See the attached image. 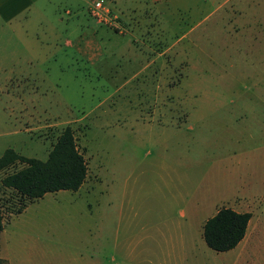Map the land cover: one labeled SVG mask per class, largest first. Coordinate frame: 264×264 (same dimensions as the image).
<instances>
[{"label": "rangeland", "instance_id": "1", "mask_svg": "<svg viewBox=\"0 0 264 264\" xmlns=\"http://www.w3.org/2000/svg\"><path fill=\"white\" fill-rule=\"evenodd\" d=\"M97 1L0 0V156L46 160L70 125L88 167L81 189L14 218L13 251L24 264H264V0ZM23 166L0 172L6 222L20 202L1 178ZM223 206L252 213L254 238L229 253L199 225ZM177 220L193 222L188 242L171 239Z\"/></svg>", "mask_w": 264, "mask_h": 264}, {"label": "trees", "instance_id": "2", "mask_svg": "<svg viewBox=\"0 0 264 264\" xmlns=\"http://www.w3.org/2000/svg\"><path fill=\"white\" fill-rule=\"evenodd\" d=\"M18 162L25 163V166L1 178L2 186L19 196L20 204L11 212L14 215L46 193L78 190L88 176L87 162L70 125L62 129L46 160L28 158L13 149H6L0 156V172L7 171ZM251 218V212L223 206L204 223V239L216 251L230 250L245 237ZM4 222L5 217L0 209V231L4 228Z\"/></svg>", "mask_w": 264, "mask_h": 264}, {"label": "crops", "instance_id": "3", "mask_svg": "<svg viewBox=\"0 0 264 264\" xmlns=\"http://www.w3.org/2000/svg\"><path fill=\"white\" fill-rule=\"evenodd\" d=\"M34 2H35V0H31L32 5L34 4ZM6 3L17 4V0H6ZM1 16H2V18H3V16L4 17H7V14L5 12H2ZM16 16H17V12H15L13 10L11 12V16H9L8 18H14ZM6 21H7V19H6ZM68 44H73V42L66 40L65 45H68ZM74 45L78 48V50L80 52H82V49L80 47L81 41L80 42L77 41ZM85 183L86 182H84L83 185L79 189H81L84 186ZM196 207L198 208V204L195 203L194 201H192L191 202V209L192 210H196ZM247 212H249V211H247ZM181 215H183V216H181ZM16 216H18V214H16L14 217H12L10 220H8V222L5 221L4 222V228L0 231V246H1V248H0V259L6 260L8 262V264H24V261L21 262L22 261V257L20 255L15 254V251H13L12 233L15 234V232H9L8 231L9 226L13 224L14 218ZM180 217H185V213L180 214ZM251 221H252V219H250V222H249L248 229H247V232H246L245 237L242 239V241H240V243L236 247H234V248H232L230 250H227V251H217V252H222V253L233 252V251L237 250V248H239V246H241L242 244H247L248 241H250L251 239H253L254 238L253 232L249 233L250 226H251V223H252ZM204 223L203 222H200V224H199L200 225V228H202V224H203V230H204ZM174 226L176 227L177 231L178 230L181 231L180 232L181 234L180 233L175 234V235L172 236L171 239L180 240L183 243L188 242L189 239H191L192 236L189 238L188 230H189V226L190 227H193V222L192 221L189 224V221H187V220L186 221L177 220V222L174 224ZM182 246L185 248V244H183ZM209 248H211V247H209ZM125 254H126V257H129V258H135L136 257L135 256V253L130 252V251L125 252ZM187 255H188V252L185 249L184 256L186 257ZM26 257L27 258H26V261L25 262H26V264H29L30 253H27L26 254ZM138 257L139 258H144V260H149V257L147 255L144 256L142 252L138 253ZM92 264H100V263L97 261V262H93Z\"/></svg>", "mask_w": 264, "mask_h": 264}, {"label": "built area", "instance_id": "4", "mask_svg": "<svg viewBox=\"0 0 264 264\" xmlns=\"http://www.w3.org/2000/svg\"><path fill=\"white\" fill-rule=\"evenodd\" d=\"M94 9L95 10H103L104 6H103V0H98L95 5H94Z\"/></svg>", "mask_w": 264, "mask_h": 264}]
</instances>
